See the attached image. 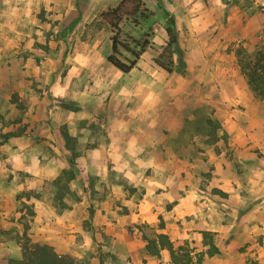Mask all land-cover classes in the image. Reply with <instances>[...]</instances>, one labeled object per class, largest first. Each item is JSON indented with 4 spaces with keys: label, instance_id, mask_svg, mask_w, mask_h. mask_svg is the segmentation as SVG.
I'll list each match as a JSON object with an SVG mask.
<instances>
[{
    "label": "rangeland",
    "instance_id": "374dc122",
    "mask_svg": "<svg viewBox=\"0 0 264 264\" xmlns=\"http://www.w3.org/2000/svg\"><path fill=\"white\" fill-rule=\"evenodd\" d=\"M121 1L0 0V139L2 133H20L0 143L2 260L21 257L29 239L53 245L77 264H115L116 256L103 250L100 238L106 239V211L117 214L109 221L117 223L142 210V221L127 218L125 228L138 231L146 245L156 225L170 223L174 207L193 206L190 193L205 195L223 222L239 230L235 244L245 243L241 232L246 228L255 232L264 226V100L254 95L252 102L237 105L242 116L234 132L213 116L217 105L184 99L181 105L149 110L151 89L137 87H153V77L144 71L126 76L107 62L113 34L101 14ZM144 2L148 18L123 29L128 37L148 39L146 50L157 52L156 57L168 43L170 17L176 20L179 42L189 47L187 33L208 26L244 35L238 45H230L234 52L264 43V0ZM178 110L192 118L181 122ZM181 126L193 134L152 133ZM140 128L147 134H137ZM64 131L73 137L70 144ZM173 155L181 160L193 156L194 166H157ZM65 168L73 169L76 178L70 182L74 194L65 197L69 207L61 208L54 202L53 181ZM230 171L236 174L232 181ZM191 176L198 182H181ZM201 235L204 243L203 231ZM263 236L255 232L248 245L257 251ZM187 244L193 254L204 252L202 264H221L208 258L205 243L207 248L195 239ZM242 245L240 251H245ZM246 262L259 264L250 254Z\"/></svg>",
    "mask_w": 264,
    "mask_h": 264
},
{
    "label": "crops",
    "instance_id": "0c3cea01",
    "mask_svg": "<svg viewBox=\"0 0 264 264\" xmlns=\"http://www.w3.org/2000/svg\"><path fill=\"white\" fill-rule=\"evenodd\" d=\"M193 20L197 19L193 18ZM205 21L203 19V22ZM187 34L191 38V46L189 47L184 41L180 40V46L182 45V47L180 53L175 54L176 65L174 66L183 67L184 72L177 70L172 73L167 72L155 61L157 52L155 53L153 50L148 49L141 55L136 67L131 72L124 73V75L129 76L134 71H144L149 78L153 77L151 79V84L154 82L153 87L146 84L137 87L141 91L146 87L151 89L150 91L153 94L147 100L149 110L163 107L167 109L168 104L178 105L180 103L181 105L184 99L189 100L191 104L217 105V110L213 113V116L225 122L230 131L234 132L233 130L239 125V119L242 116V114L238 113L237 105L243 101L246 102L248 100L252 102L253 99H256L237 64L235 52L229 49L233 41H238L236 43L238 45L244 40V35L241 38V35L238 36L237 33L233 34V32L229 34L216 32L215 28H210V26L204 28L202 32L198 29V31H191ZM233 35L235 36L234 38ZM107 62L111 64L108 59ZM112 67L116 68L113 65ZM116 69L119 70L118 68ZM119 72L122 71L119 70ZM240 75L243 76L242 86L239 83ZM222 109H225V112ZM177 112L180 115L178 118L181 119V122L185 117L188 119L192 118L190 115L188 116V113H184L185 111L178 110ZM157 128L160 129V127ZM136 133L139 135L147 134L143 128L138 129ZM152 133L162 136L186 135V133L192 135L193 129L181 126L168 131L160 129ZM194 133V135L197 134L196 132ZM192 158L193 156H187L181 160L179 157L176 158L173 155L167 160L161 159L162 162H158L157 166L170 169L181 165L179 162H182L185 166L193 167L194 161ZM216 176L219 178L221 176L222 178V175L219 176L217 173ZM234 176L236 174L230 171V181L233 180ZM188 180L184 179L181 182L189 184L198 182L196 180L199 179L198 177L191 176ZM220 181L222 182L223 180L220 179ZM190 194L192 196L195 195L193 197V206L189 207L187 203H183L184 207H186L184 210H181L178 206L174 207L168 215L170 216V223L164 227L156 225L157 232L168 234L175 245L195 239L197 246L202 245L203 248H207L202 243L201 231H211L214 233V243L219 249V252L213 256L206 254L213 262L221 264H248L246 259L250 254V257L257 259L259 264H264V236L263 242L257 251L251 248L252 244L248 245V242L254 239L253 234L255 232L264 235V226L259 227L260 229L255 232L250 227L241 232L245 241L243 245L246 244V248L245 251H240L242 244L234 243V236L237 235L239 230L237 229L236 231L230 222H223L222 215L208 206L207 202L209 199L205 195L201 193ZM112 214L116 213L112 210L106 211V227H104L106 239L100 238L104 241L102 245L104 247L103 250L110 251L116 256L117 263L115 264H173L168 250H162L160 257L148 255L145 250V242L140 233H137V231L132 234L126 230L127 218H131V222L134 220L137 223L142 221V210L134 213V216L131 213V216L124 215L117 218V223L109 222L114 219ZM93 224H95V227L98 226L95 222ZM83 233L85 232L83 231ZM87 241L80 246L85 245ZM201 250L203 249L198 248V251ZM104 263L110 264L107 260Z\"/></svg>",
    "mask_w": 264,
    "mask_h": 264
},
{
    "label": "trees",
    "instance_id": "16d2710c",
    "mask_svg": "<svg viewBox=\"0 0 264 264\" xmlns=\"http://www.w3.org/2000/svg\"><path fill=\"white\" fill-rule=\"evenodd\" d=\"M148 16V9L144 0H122L117 6L108 8L101 14L102 19L111 28L113 34L112 52L108 56V61L123 73L131 72L136 67L141 55L150 46L148 39H135L131 35L128 37L123 26L129 22L138 25L141 19H146ZM166 32L169 38L168 43L155 61L167 72L172 73L175 70L184 72L183 67H174L176 65L175 54L180 53L181 50L174 17L169 18ZM235 55L237 64L245 76L249 88L257 98L264 100V43L253 50L239 46L235 50ZM215 121L217 127L223 128L220 122ZM208 122L211 124L213 118H209ZM63 134L67 143L70 144L73 137L67 131H64ZM18 135L20 133L15 131L2 133L0 143ZM73 150L75 149L73 148ZM76 154L75 152L74 155ZM71 161L74 164V161ZM75 178V171L71 168H65L54 179V202L56 206L69 207L65 197L74 194L70 182ZM30 195H32L31 192L26 193V196ZM35 196L39 197L38 194ZM203 237L204 243L208 246L207 255L213 256L218 253L219 249L214 243L213 232L203 231ZM22 247L23 255L21 257L0 259V264H77L71 256L59 253L53 245L47 243H30L29 239H26ZM145 250L148 255L155 257H160L162 250H168L173 264H202L204 257V252L193 254V249L190 248L187 242L175 245L169 235L163 232H154L152 237H147ZM195 257L197 260H195Z\"/></svg>",
    "mask_w": 264,
    "mask_h": 264
}]
</instances>
